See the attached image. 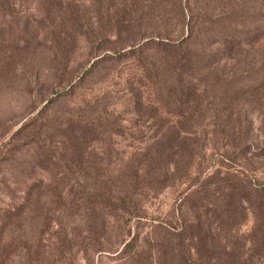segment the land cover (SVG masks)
<instances>
[{"label": "rangeland", "instance_id": "1", "mask_svg": "<svg viewBox=\"0 0 264 264\" xmlns=\"http://www.w3.org/2000/svg\"><path fill=\"white\" fill-rule=\"evenodd\" d=\"M226 172L264 178V0H0V264H155Z\"/></svg>", "mask_w": 264, "mask_h": 264}, {"label": "trees", "instance_id": "2", "mask_svg": "<svg viewBox=\"0 0 264 264\" xmlns=\"http://www.w3.org/2000/svg\"><path fill=\"white\" fill-rule=\"evenodd\" d=\"M251 77L249 74L242 75L237 81L245 80L241 84L247 85L245 82H249ZM225 87H216V94L221 95L220 90ZM178 146L179 143L172 139L161 141L157 143L155 152L169 159L177 155ZM217 177L216 188L219 191L226 187L230 189L239 187L240 194L234 198V203L231 205L221 203V198L214 195L213 191L209 198L206 196L203 204L199 200L190 202L191 196H183L176 205L180 214L184 206L188 210L194 207L195 210L181 216L175 227L165 229L170 240L166 245L160 244L154 258L155 264H255L256 261L264 264V235L253 236L248 250L237 253L234 247L227 246L225 242L227 239L219 232L224 227L227 230H234L238 226L244 216L245 206L242 204L244 201L252 209L256 219L264 220V178L245 177L242 172H226L223 176ZM203 189L205 187L198 190L199 199L207 190ZM124 197L122 191L113 190L110 193L113 205H119ZM131 253L130 256L134 260L136 254L134 251Z\"/></svg>", "mask_w": 264, "mask_h": 264}]
</instances>
